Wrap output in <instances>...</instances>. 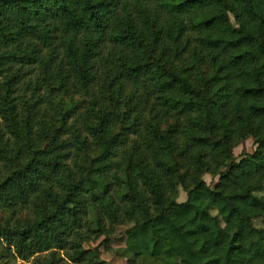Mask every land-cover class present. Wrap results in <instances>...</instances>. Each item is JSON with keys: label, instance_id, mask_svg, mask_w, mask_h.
I'll use <instances>...</instances> for the list:
<instances>
[{"label": "trees", "instance_id": "trees-1", "mask_svg": "<svg viewBox=\"0 0 264 264\" xmlns=\"http://www.w3.org/2000/svg\"><path fill=\"white\" fill-rule=\"evenodd\" d=\"M118 226L130 264H264V0H0V264Z\"/></svg>", "mask_w": 264, "mask_h": 264}, {"label": "rangeland", "instance_id": "rangeland-1", "mask_svg": "<svg viewBox=\"0 0 264 264\" xmlns=\"http://www.w3.org/2000/svg\"><path fill=\"white\" fill-rule=\"evenodd\" d=\"M177 35H174L175 38ZM175 41H172V46L174 48ZM175 49L181 50L180 47ZM172 53H168L164 58V67L168 72L169 69H180L185 66L184 59L178 60V54L176 50ZM182 51V50H181ZM187 52V51H184ZM209 66L201 67V72L211 73L216 70L215 68L208 69ZM257 150V145L253 139H248L243 141L235 150L234 155L236 158H241L243 155L252 154ZM204 180L207 184H210L213 180V183L217 182V179H214L210 175H205ZM188 194L183 190L180 191L178 201L184 202L187 199ZM236 205L241 209L243 213L244 222H247L248 216H253V211L247 209L243 204L236 203ZM256 213V212H255ZM128 226H118L110 235L109 240H107V235L98 234L86 245L85 251H87V258L89 260L94 257H99V259L105 261L106 264H130L129 262L133 260V255L126 248V234ZM202 264H211L209 260H205Z\"/></svg>", "mask_w": 264, "mask_h": 264}]
</instances>
